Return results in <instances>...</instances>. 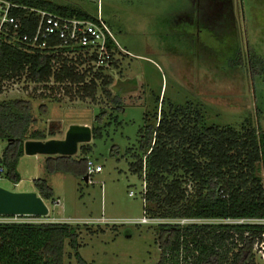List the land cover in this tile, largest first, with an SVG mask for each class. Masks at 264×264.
I'll use <instances>...</instances> for the list:
<instances>
[{
	"label": "rangeland",
	"instance_id": "1",
	"mask_svg": "<svg viewBox=\"0 0 264 264\" xmlns=\"http://www.w3.org/2000/svg\"><path fill=\"white\" fill-rule=\"evenodd\" d=\"M49 1L82 8L107 23L123 50L114 53L119 64L107 70L122 110L114 111L102 90L93 101L68 96L59 86L50 91L52 84L43 87L21 80L9 85L0 102L21 100L30 105L34 123L28 134L54 133L49 140H61L74 123L93 127L103 111L106 115L97 124L115 123L104 129L103 138L79 145L71 157L102 166L103 172L89 182L71 170L49 174L47 159L59 156L24 154L19 184L2 180L0 186L30 191L34 180H46L56 201L47 202L49 217L44 218L83 227L79 254L86 264H157L159 225L234 223L146 216L150 222L141 224L146 184L132 173L130 164L139 154L140 129L171 106H194L207 126L239 129L248 122L264 129V0ZM6 146L0 141V160ZM174 177L187 176L179 171ZM16 221L44 222L41 217ZM69 254L74 252L67 241L63 264H79ZM256 264H262L257 257Z\"/></svg>",
	"mask_w": 264,
	"mask_h": 264
},
{
	"label": "trees",
	"instance_id": "2",
	"mask_svg": "<svg viewBox=\"0 0 264 264\" xmlns=\"http://www.w3.org/2000/svg\"><path fill=\"white\" fill-rule=\"evenodd\" d=\"M9 1L63 17L96 20L82 8L49 0ZM18 14L24 23L30 20L33 28L38 24L36 14L22 10ZM114 47L109 41V49ZM253 58L250 57L252 77ZM114 59L117 66L120 59ZM86 62L82 55L33 53L20 46L1 44L0 94L5 83L21 80L43 87L52 84L50 91L59 86L66 95L81 100L95 101L102 90L115 105L113 110L121 111V99L110 89L112 78L103 70L96 73L91 69L79 70ZM105 115L106 111L101 112L92 127L93 139L103 138L104 129L114 122L97 124ZM154 119V123H146L140 129L139 154L134 155L135 161L130 164L132 173L146 184L145 216L234 222L159 225L157 241L161 254L157 264H256L254 245L264 233V225L238 222L264 219V129L248 122L239 129L207 126L201 111L192 105L162 109ZM33 123L27 102H0V141L7 142L0 163L7 180L15 185L21 181L18 166L25 154V142L47 141L55 136L42 132L28 134ZM87 160L48 158L47 172L71 170L85 179ZM179 171L188 180L174 177ZM33 184L46 203L56 201L46 180L36 179ZM82 228L68 223L0 224V264H63L67 241L79 264H86L79 254ZM73 255L69 254V258Z\"/></svg>",
	"mask_w": 264,
	"mask_h": 264
},
{
	"label": "built area",
	"instance_id": "3",
	"mask_svg": "<svg viewBox=\"0 0 264 264\" xmlns=\"http://www.w3.org/2000/svg\"><path fill=\"white\" fill-rule=\"evenodd\" d=\"M36 14L38 24L33 28L30 20L24 23L19 11ZM17 13V14H16ZM109 41L114 44L109 49ZM10 44L20 46L28 52H39L53 55L74 57L82 55L87 61L79 66V70L91 69L93 72L103 70L107 72L114 67L115 59L113 53L116 49L123 52L117 44L110 28L100 17L94 21L78 18L63 17L53 12L27 7L9 0H0V45ZM18 82H8L3 86L7 87ZM102 166L96 165L93 160H87L88 182L94 174H100ZM7 180L6 170L0 163V181ZM134 197L133 192L129 194ZM20 218H38L29 216H2L0 224L20 223ZM141 224L150 222L146 216L139 220ZM251 223L264 225V219L243 220L238 223ZM32 223V222H22ZM254 254L264 264V233L257 238L254 245Z\"/></svg>",
	"mask_w": 264,
	"mask_h": 264
},
{
	"label": "water",
	"instance_id": "4",
	"mask_svg": "<svg viewBox=\"0 0 264 264\" xmlns=\"http://www.w3.org/2000/svg\"><path fill=\"white\" fill-rule=\"evenodd\" d=\"M92 139L90 126L74 124L68 128L64 139L26 141L24 153L27 156L73 157L77 154L79 145L88 144ZM0 215L42 218L49 215V208L35 191H12L0 186Z\"/></svg>",
	"mask_w": 264,
	"mask_h": 264
},
{
	"label": "crops",
	"instance_id": "5",
	"mask_svg": "<svg viewBox=\"0 0 264 264\" xmlns=\"http://www.w3.org/2000/svg\"><path fill=\"white\" fill-rule=\"evenodd\" d=\"M98 16H99V15H98ZM105 23H106V22H105ZM106 24H107V23H106ZM74 124H77V125H87V124H81V123H74ZM74 124H72V125H74ZM70 126H71V125H70ZM88 126H89V125H88ZM91 128H92V127H91ZM102 172H103V171H102ZM102 172H101V173H102ZM57 173H58V172H57ZM85 178H87V181H86V180H85V181L88 182V177H85ZM33 185H34V184H33ZM30 191H35V192H36L35 188L32 189V190H30ZM45 203H46V202H45ZM46 204H47V203H46ZM57 205H58V203H57ZM47 206H48V205H47ZM48 208H49V207H48ZM47 217H49V215H48ZM41 219L44 220V222H41V223H58V222H53V220H54L55 218L52 219L51 217L49 218V221H47V222H46V220H47L46 218L43 217V218H41ZM50 220H51L52 222H51ZM55 220H56V219H55ZM59 222H60V221H59ZM41 223H40V224H41ZM34 224H36V223H34Z\"/></svg>",
	"mask_w": 264,
	"mask_h": 264
}]
</instances>
